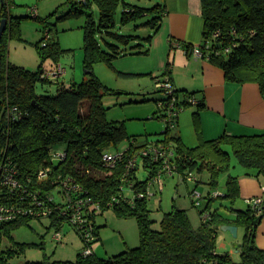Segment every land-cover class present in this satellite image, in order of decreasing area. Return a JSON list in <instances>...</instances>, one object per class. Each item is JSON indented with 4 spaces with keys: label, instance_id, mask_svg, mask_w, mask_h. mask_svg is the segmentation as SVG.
Returning <instances> with one entry per match:
<instances>
[{
    "label": "trees",
    "instance_id": "trees-1",
    "mask_svg": "<svg viewBox=\"0 0 264 264\" xmlns=\"http://www.w3.org/2000/svg\"><path fill=\"white\" fill-rule=\"evenodd\" d=\"M2 2L3 17L9 23L1 43L0 158L10 159L19 169L23 188L0 193L1 203L20 210L16 219L0 225V264H12L13 259L34 246L16 242L13 235L32 220H49V228L56 232L70 225L80 235L70 218L75 203L83 199L102 206L101 212L92 216L98 240L100 226L97 217L113 209L122 217L137 219L140 245L106 258L97 253L85 256L84 245L75 261H54L46 256L42 261L25 264H264V250L256 243L258 225L264 218V203L258 209L250 206L244 210L232 208L230 212L236 215L233 221L220 214L218 209L212 210L216 198L211 197L219 186L221 176L226 173L229 175L224 198L234 203L241 197L239 177L230 173L233 162L243 167L249 176L258 179L264 177V134H225L196 147H187L180 138L169 136L171 131L167 128L163 133L166 137L156 142L174 145L173 161L181 175L186 176L195 171L210 174L208 185L211 191L200 215L202 217L209 211L212 219L207 223L202 219L199 227L194 226L188 210L174 208L164 215L161 229L157 230L150 219L149 200L113 202L115 197L121 196L122 186L126 184V161L138 148L148 143L135 147L131 144L132 148L114 167L103 161L106 149L118 147L127 140L131 141V138L125 122L107 119L108 109L103 99L108 87L96 76L95 65L106 63L112 66L115 60L127 55L149 54L154 34L143 38L118 33L117 15L122 10L121 25L126 26L153 13L154 18L148 25L155 29L156 34L166 13L165 0L152 9L134 5L127 0H69L70 9L62 18H86L83 29L87 79L69 87L63 85L56 95H40L37 92L39 83L56 81L42 78L45 70L43 65L38 71H30L6 61L8 30L11 34L17 32L20 23L8 16L12 0ZM202 5L205 29L203 41L198 45L203 53L202 58L221 68L228 81L256 83L264 94V0H202ZM95 6L100 10L99 21L95 19ZM34 18L39 19L40 16ZM45 39H50V35ZM132 43L135 45L125 53L121 45L128 47ZM195 46L185 45L190 52ZM39 52L43 62L48 58L59 62L64 51L59 42H45ZM169 70L156 79L168 76ZM178 93L181 96L179 90ZM188 96L195 94L185 96L182 101L185 106H190L186 101ZM10 106L22 112L18 119H13L8 113L7 108ZM197 107H201L200 102ZM59 150L64 151L66 156L54 160ZM142 162L149 172L148 178L140 180L138 170L127 177V186H132L131 190L136 192L144 190L158 170L157 164L151 159L145 158ZM47 168H51L49 175L41 178L40 171ZM70 179L73 183L69 182ZM65 184L69 187L66 191L63 189ZM75 185H79L82 190L75 192ZM43 209L49 211L45 218L37 214ZM256 220L258 223L255 225ZM231 224L245 229L243 243L238 247L242 258L240 263H236L229 253L219 254L217 251L218 230ZM5 241L14 246L5 247Z\"/></svg>",
    "mask_w": 264,
    "mask_h": 264
},
{
    "label": "rangeland",
    "instance_id": "rangeland-1",
    "mask_svg": "<svg viewBox=\"0 0 264 264\" xmlns=\"http://www.w3.org/2000/svg\"><path fill=\"white\" fill-rule=\"evenodd\" d=\"M76 1V0H74ZM128 2L146 8L152 9L161 4L164 0H127ZM69 0H12L9 6L8 16L13 21H18L19 30L10 33L8 30L6 45V61L12 65L25 68L30 71H38L40 66L50 70L56 64L62 65L66 73L58 80L52 83L37 85V92L40 95H56L58 89L65 86H71L74 83H82L86 76L84 67L85 61V33L83 26L86 23L85 17H62L70 9ZM38 10L39 19L32 15V9ZM94 15L97 21L100 20V10L94 7ZM3 2L0 0V26L3 19ZM122 10L117 15L118 26L116 31L126 36H141L143 38L155 34V29L149 26L153 20L154 14L150 13L130 25H121ZM50 35V39H45ZM144 41V40H143ZM47 42L52 44L59 42L64 51L56 62L53 58H48L44 62L40 56L39 49ZM39 44V46L37 45ZM135 43L130 46L121 45L122 50L127 53ZM127 56L119 58L113 62V65L98 63L95 65L96 76L108 87L104 96L103 104L108 109L107 119L109 121L125 122L127 132L131 141L127 140L118 147L106 149V152L117 155L124 152L131 143L140 146L145 143H156L163 140L166 136L163 134L167 129V123L161 116L162 111L159 108L158 101L163 98L161 92L156 88L153 75L127 76ZM154 81V84H153ZM151 83V84H150ZM182 97V96H181ZM194 109L195 106H187L185 109ZM173 136L174 131L169 133ZM231 173L236 176L245 171L236 162ZM195 177L198 179L197 190L203 195L202 207L197 208L193 203L192 193L196 187L193 182L183 180L181 174L174 176H164L163 191L149 199L150 219L154 222V229H161L164 215L174 208L188 210L190 218L195 227L202 223L200 211L205 208L207 195L211 191L208 185L210 174L208 172L198 173L195 171ZM140 180H146L149 172L144 168L141 161L137 171ZM227 174L220 178L219 186L213 192L225 194ZM156 191L152 188V193ZM241 198L234 203L224 197L216 198L213 202V208L221 212L237 209H247ZM227 212V213H228ZM97 223L100 226V239L93 245L94 251L101 257H111L124 251L136 248L141 243L140 229L138 221L134 217L125 218L113 209L107 210L104 214L97 217ZM50 221L32 220L29 225L21 227L14 232V239L18 243L34 244L29 247L24 254L11 261L12 264H25L26 262L42 261L46 256L57 261H75L84 247L81 236L70 225L63 228L62 234L64 241L58 243L54 239L56 231L49 228ZM244 228L241 229L236 238L230 232L218 230L217 245L219 252L226 253L233 250L232 259L240 263L241 253L237 252L238 245L243 243ZM226 244L228 249H221ZM14 244L5 241V247L10 248ZM6 248V249H7Z\"/></svg>",
    "mask_w": 264,
    "mask_h": 264
},
{
    "label": "crops",
    "instance_id": "crops-1",
    "mask_svg": "<svg viewBox=\"0 0 264 264\" xmlns=\"http://www.w3.org/2000/svg\"><path fill=\"white\" fill-rule=\"evenodd\" d=\"M165 6L166 13L153 36L149 54L127 55V75H153L156 78L170 68L168 77L182 93L181 98L195 94L201 107L187 108L179 115L173 137L180 138L187 147H196L225 134H264V94L261 87L256 83L228 81L221 68L208 60L196 58L185 47L186 44L199 45L203 41L205 20L202 0H165ZM175 43L181 47H175ZM236 176L239 177L240 198L245 205H248V199H264V177L258 179L247 175L246 171ZM227 212L219 210L220 214L234 221L236 215ZM256 243L264 250V218L258 225ZM222 248L228 249V245L224 244ZM219 249L218 253L224 254ZM237 252L240 251L237 249ZM226 253L234 255L233 250Z\"/></svg>",
    "mask_w": 264,
    "mask_h": 264
},
{
    "label": "built area",
    "instance_id": "built-area-1",
    "mask_svg": "<svg viewBox=\"0 0 264 264\" xmlns=\"http://www.w3.org/2000/svg\"><path fill=\"white\" fill-rule=\"evenodd\" d=\"M32 13L34 16H38V10L32 9ZM175 47H181L179 43H175ZM193 55L196 58H202L203 53L200 47L196 45L192 51ZM66 73V69L58 64L54 68L50 70H44L42 73V78L50 81L58 80ZM156 88L159 92L162 93L163 98L158 101V105L160 110L162 111L161 118L167 123V128L170 131H174L178 126V118L179 115L185 110L187 106H185L182 101L183 99L178 93V90L174 87L170 77L165 76L156 82ZM186 101L190 106L197 107L199 105V101L196 96H188L186 97ZM8 113L12 116L13 119H18L22 112L17 107H8ZM133 146H137L135 143H131ZM132 147H128L124 152L119 153L117 155L110 154L109 152H105L103 154V161L108 165L114 167L119 161L123 160V156L129 151ZM175 149L172 143L160 142V143H150L144 147L138 148L132 156L126 161V169L124 180L126 184L122 186L121 196L115 197L113 202H121L126 201L130 203H134L137 199H146L149 200L156 196V194L163 191L164 176H174L175 174H180L178 172V167L176 163L173 161L175 157ZM66 156V153L62 150H59L54 155V160L62 159ZM149 158L156 163L158 166L157 172L151 177L146 188L141 191H133L132 186H127V177H129L133 171L138 170L140 167V163L143 159ZM51 168H47L46 170L40 171V177L46 178L49 175ZM20 171L17 167H15L12 161L9 159H1L0 158V193L6 190V192H13L15 190H20L23 188V183L20 179ZM183 176V175H182ZM188 182H193L196 184V187L192 193L193 203L195 207H202L203 195L198 192V179L195 177L194 173H189L186 176H183V180ZM184 180V181H185ZM70 183H73L70 179ZM67 183V182H66ZM64 185L65 188L61 186L65 191L69 189V187ZM152 188H155L156 191L152 193ZM8 190V191H7ZM75 192L81 191L79 185H75L73 187ZM131 191V192H130ZM130 192V193H128ZM225 195L220 194V192H213L212 198L224 197ZM67 200V199H66ZM65 200V201H66ZM248 205L254 209H258L264 203V199L261 197L248 199ZM43 207V205H41ZM73 214L71 215L70 222L78 229L84 245V255L90 256L95 253L93 245L97 242L98 236L95 232V227L93 225L92 216L94 214H98L102 210V206L99 203H93L88 200H78L73 207ZM20 213L19 209L9 208V206L0 202V225L6 221L14 220L18 217ZM42 218L48 216L49 211L43 209L42 212L38 211L37 213ZM202 219L205 223L210 222L212 219V215L209 211L205 212L202 215ZM54 239L57 242H61L63 240L62 231L56 232L54 235Z\"/></svg>",
    "mask_w": 264,
    "mask_h": 264
},
{
    "label": "water",
    "instance_id": "water-1",
    "mask_svg": "<svg viewBox=\"0 0 264 264\" xmlns=\"http://www.w3.org/2000/svg\"><path fill=\"white\" fill-rule=\"evenodd\" d=\"M8 23H9V20L8 19H3L2 24L0 26V61H1V58H2L1 43H2L3 36H4V34H5V32H6L7 28H8ZM257 223H258V220H256L254 222L255 225ZM222 230L223 231L230 232L236 238L239 236V227H237L235 225H225V226H222ZM239 246L240 245H238V247Z\"/></svg>",
    "mask_w": 264,
    "mask_h": 264
}]
</instances>
